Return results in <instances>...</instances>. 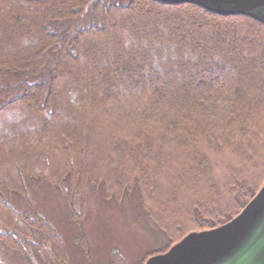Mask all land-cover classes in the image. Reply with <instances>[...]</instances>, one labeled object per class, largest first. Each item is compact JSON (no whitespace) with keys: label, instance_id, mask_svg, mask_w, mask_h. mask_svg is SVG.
Segmentation results:
<instances>
[{"label":"trees","instance_id":"obj_1","mask_svg":"<svg viewBox=\"0 0 264 264\" xmlns=\"http://www.w3.org/2000/svg\"><path fill=\"white\" fill-rule=\"evenodd\" d=\"M46 68L0 106V242L25 264L69 262L42 215L8 202L26 180L65 196L80 227L90 187L119 204L137 192L168 238L161 252L230 220L263 184L258 21L155 0H0V69ZM78 245L88 258L85 235ZM109 264L129 263L116 251Z\"/></svg>","mask_w":264,"mask_h":264},{"label":"rangeland","instance_id":"obj_2","mask_svg":"<svg viewBox=\"0 0 264 264\" xmlns=\"http://www.w3.org/2000/svg\"><path fill=\"white\" fill-rule=\"evenodd\" d=\"M85 17L78 22L83 27ZM93 23V22H92ZM70 27L72 21L58 23ZM57 25V24H56ZM54 27V26H53ZM47 68L39 75H26L0 69V106L21 94V83L34 84L45 80ZM27 197L10 193L8 202L17 210L39 213L62 237L69 257L68 264H109L113 253L119 252L129 264H141L149 256L168 247L166 234L148 217L139 203L137 192L124 198L122 203L105 199L103 188L90 187L86 216L78 226L69 215L65 196L43 179L26 180ZM73 205L80 208L75 196ZM87 237L89 257L81 253L78 241ZM0 261L3 264H25L0 242Z\"/></svg>","mask_w":264,"mask_h":264},{"label":"water","instance_id":"obj_3","mask_svg":"<svg viewBox=\"0 0 264 264\" xmlns=\"http://www.w3.org/2000/svg\"><path fill=\"white\" fill-rule=\"evenodd\" d=\"M190 3L221 16L244 15L264 25V0H155ZM144 264H264V182L241 211L207 230L195 231Z\"/></svg>","mask_w":264,"mask_h":264}]
</instances>
